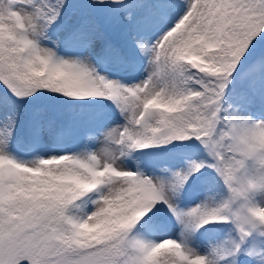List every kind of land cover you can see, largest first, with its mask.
Returning a JSON list of instances; mask_svg holds the SVG:
<instances>
[{"label": "snow or ice", "instance_id": "snow-or-ice-1", "mask_svg": "<svg viewBox=\"0 0 264 264\" xmlns=\"http://www.w3.org/2000/svg\"><path fill=\"white\" fill-rule=\"evenodd\" d=\"M107 102L123 123L76 111ZM0 264H264V0H0Z\"/></svg>", "mask_w": 264, "mask_h": 264}, {"label": "rangeland", "instance_id": "rangeland-1", "mask_svg": "<svg viewBox=\"0 0 264 264\" xmlns=\"http://www.w3.org/2000/svg\"><path fill=\"white\" fill-rule=\"evenodd\" d=\"M71 13V10L69 8V11L66 12V15H69ZM182 14V12H181ZM178 18V17H176ZM160 27H163L161 25ZM159 31V29H157ZM53 32H55V27L53 28ZM60 55H70L71 53L65 51L63 48L59 49ZM102 71L106 72L107 75L111 76L112 78L121 79L125 82H133L135 80L143 79L144 72L142 67L136 70L132 73H127L124 71H121L117 68H107L103 69ZM6 91V90H4ZM43 99L41 104H56L58 105V101H52L47 96L41 97L36 101H30L29 104H38ZM83 110H81L79 115L86 121V122H92L96 123L102 126H114L117 123H123L122 118L119 115V112L115 109L113 105H111L110 102L102 103V104H94V105H87L84 104L81 106ZM89 148H95L98 146L96 141H89L88 142ZM50 147V146H46ZM82 148V142L77 140H72L60 145L56 146V152L52 153H46V155L51 154H64L65 152H79ZM9 154L14 156L16 159L22 162L30 163L34 159H36V151L27 143L16 140L12 143L10 148L8 149ZM153 158L151 157H140L139 159H132L129 158L127 160H124L123 163L126 166L131 167L133 170L139 166L141 170L143 171H149V169L152 167L151 160ZM157 174H159L157 172ZM215 190L222 192L223 188L217 187ZM203 196V190L199 185H194L190 187L184 194L183 197V205L184 206H190L194 203H196L199 199H201ZM90 204H82L81 210L88 211L90 209ZM179 229L177 227H169L165 230H157L152 236L151 239L155 241H159L160 239L164 238L165 236H175ZM228 229H215V230H209L207 232L200 231L196 233L195 235V243L192 245V247L197 248L198 251L204 252L206 249V246L209 243H213L217 240L226 239L228 234Z\"/></svg>", "mask_w": 264, "mask_h": 264}, {"label": "trees", "instance_id": "trees-1", "mask_svg": "<svg viewBox=\"0 0 264 264\" xmlns=\"http://www.w3.org/2000/svg\"><path fill=\"white\" fill-rule=\"evenodd\" d=\"M42 101H43V99L38 104H41ZM57 101H58V106H70V104L73 103V102H69V105H62L63 98H60V100H57ZM81 110H83V108H81V107L76 109L77 112H80Z\"/></svg>", "mask_w": 264, "mask_h": 264}]
</instances>
